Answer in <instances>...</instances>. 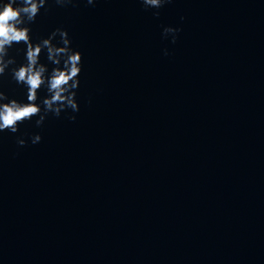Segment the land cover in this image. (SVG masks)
<instances>
[{
    "label": "water",
    "instance_id": "95a60500",
    "mask_svg": "<svg viewBox=\"0 0 264 264\" xmlns=\"http://www.w3.org/2000/svg\"><path fill=\"white\" fill-rule=\"evenodd\" d=\"M48 7L32 40L83 54L80 111L0 133V264H264V0Z\"/></svg>",
    "mask_w": 264,
    "mask_h": 264
},
{
    "label": "clouds",
    "instance_id": "9594fccd",
    "mask_svg": "<svg viewBox=\"0 0 264 264\" xmlns=\"http://www.w3.org/2000/svg\"><path fill=\"white\" fill-rule=\"evenodd\" d=\"M171 2L172 0H141L145 9H160ZM53 3L66 8L76 6L77 0H53ZM86 3L94 6L96 0H86ZM48 5L49 0H0V81L10 74L17 85L27 89L26 103L10 99L0 90V133H18L21 124L36 117V127H42L50 114L59 118L69 110L73 113L80 111L77 92L83 71V54L73 49L68 32L61 28L36 43L32 40L30 25L36 22L41 9L50 10ZM155 15L158 17L159 11ZM179 32L178 28L167 27L164 28L163 35L165 38L171 36L172 43L175 44ZM19 44L25 45L24 49L17 51H24L26 62L17 65L10 49ZM167 54L165 50V55ZM42 55H46L47 61L54 65L50 73L47 65L40 61ZM42 88H46L47 96L37 103ZM67 118L73 122L76 120L75 115ZM42 139L41 135L36 134L31 137V142L38 144ZM27 142L26 139L17 137L18 146L25 147Z\"/></svg>",
    "mask_w": 264,
    "mask_h": 264
}]
</instances>
